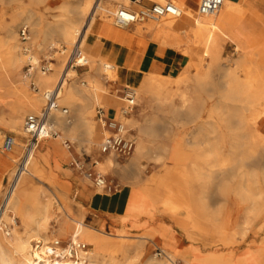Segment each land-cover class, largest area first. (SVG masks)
Returning a JSON list of instances; mask_svg holds the SVG:
<instances>
[{"label":"rangeland","instance_id":"obj_1","mask_svg":"<svg viewBox=\"0 0 264 264\" xmlns=\"http://www.w3.org/2000/svg\"><path fill=\"white\" fill-rule=\"evenodd\" d=\"M239 1L242 2L240 10H245L246 13L248 12V16L254 19L252 26L246 23L228 25L209 38L201 40L200 43L195 44L192 38H187V42L185 41L181 45L168 48L179 55L181 65L172 72L151 71L149 73H144L138 85L135 86L131 84L132 87L138 90V106L131 115L134 118V122L130 124L125 120H122V122L129 125V129L132 130L131 134L136 140V146L139 140L147 145V154L141 157V162L137 164L135 168L139 173L140 181L144 185H147V187L144 188L147 194L153 198L157 195L158 191L161 200L163 199V201L159 203L160 206L163 207V211L166 209L165 205L170 196L176 201V205H180L181 203L184 205V203L187 202L185 198L190 195L189 191H196L203 205H205L206 211L205 214L203 213L197 216L201 219L202 230H197V235L191 238L193 240L197 239L200 243H209L210 247L207 249L214 250V254L217 252V254L220 255L218 252L223 251L243 253V256L250 260V264H259V256L261 252L264 253V142L257 141L254 146L252 145L253 140L251 133L253 132L251 130L247 131L238 125L237 115L241 104L236 101L224 99L223 92L226 88L225 85L232 81L231 77L226 74L228 72H233L234 66L238 63L246 66L248 65L249 72L252 75H256L259 71H264V0H261L259 7L256 8L252 6V0ZM187 2L197 10V0H188ZM65 6L69 7L71 5L61 2L60 0H0V11H4V15H0V41L7 34L10 24L21 46L29 48V52H27L26 49L23 50V53L25 51L26 54L24 55L25 64L20 72L22 76L27 75L26 66L29 63L28 55L35 56L39 62L35 67V73L41 71V66L44 64L42 63L43 60H50L51 58L55 59V64L52 65V69L58 68L61 72L62 69H64L67 54L61 55L59 51L63 50L61 48H64L68 50L66 53H69V50L75 45H68L63 41H59L58 37L55 35L52 36L49 42H46L45 35L40 33L38 28L39 25L43 29L50 27V25L57 20V17L62 13ZM14 13H17L16 18H13ZM41 16L43 17L42 19ZM98 17L101 18V15H98ZM102 21L104 22V19ZM26 22L29 28L30 40L25 43L21 36V29ZM113 23V21H106L105 25L112 26ZM150 24L155 23L149 21L127 28H120L116 25H113V27L128 32L134 39V45H139V47H141L144 44L147 45V48L152 46V48H157L158 52L160 50L162 51L161 46L157 44L154 45L155 42L153 40L151 41V39L139 33L138 29ZM56 42L57 46L55 47L59 49L53 51L50 47ZM208 50H210L209 55L205 53ZM100 55V52L90 50L88 52V66L86 68L75 69L76 74L80 76L90 75L93 71L99 69L103 76L106 77V74L102 71L103 66L99 63ZM157 55L161 54L158 53ZM106 61L107 60H104V62ZM107 62L111 63L109 60ZM204 62L208 63L206 67L202 66ZM119 67L120 65L116 66L118 71ZM163 75H166V77ZM36 77L35 75V83ZM144 78L157 84V88L162 95H154L152 96L153 98L147 96L142 91ZM118 79H120V81H118ZM123 81L124 78L119 75H117L116 83L110 84L105 80L103 82L104 88L106 89V87H109L110 89L108 95L115 96L118 95L120 91L119 95L124 96L123 90L125 89V82L123 83ZM56 83H58V78L50 89H53ZM36 85L39 89H35L30 81H28L26 85L17 78L15 84L10 83L9 87L0 90V98H2V101L0 100V108H5L3 109L5 110L4 115L8 119L12 116V108L9 104L16 102L17 97L14 94L19 93L18 89H27L31 100L33 95H39L44 99L43 94L46 89L42 88L37 83ZM64 94L65 93L62 95V99L64 98ZM25 104L26 107L31 106L27 100H25ZM45 104L39 108V111L44 109ZM60 105L61 107L67 108L69 111L65 114L61 110L63 114L62 117H69L71 119L74 113L69 105L64 102H61ZM192 106L201 110V116L195 122L192 121V119L189 118V114H187L188 109ZM97 107L99 106H96L95 109V120H97ZM254 108L261 109L262 104L257 101L254 104ZM177 110L179 111L178 114L176 113ZM7 112L8 114H6ZM112 112L117 113L118 106H115ZM29 114H31V111L27 107L25 119ZM145 125L152 129L154 132L152 133L153 135H145L141 132V126ZM56 131H58L60 135L57 141H62L63 143L69 142L71 145L70 151L73 153L74 158H71L69 162V169H71L69 174L72 177L74 175L77 178L85 179L84 172L76 169L72 163L74 160H81L89 164L98 159L100 155L98 152V143L101 140V136L97 134L92 145L89 146L88 151L84 152L75 139L68 137L57 127ZM0 132L16 135L11 125L6 122H0ZM193 132H196L197 137H191ZM260 132L264 135V124L261 125ZM189 138H192L191 140L193 142L196 141V145L189 143ZM22 140L23 144L19 148L18 156L13 157L17 164L23 154L24 146L28 141V139ZM42 143L43 141L41 145ZM41 145L40 148L37 149L39 154H42ZM175 145L183 147V154L189 157L188 161L180 167L172 165L167 155L169 149ZM150 147H159V149L156 148L155 152H153V158H150L149 155ZM1 151L2 150H0V152ZM134 154H136V149ZM218 154H220L221 160L226 158L230 162L226 167L227 171L225 177V182L233 189L229 195L222 191L219 186L223 172L219 167V160H217L216 157ZM128 160L129 159H119L113 162L126 165ZM15 165L14 168L13 165L11 166L13 169L9 171L4 180H0V206L2 205L5 195L7 180L12 179L10 177H13L17 169V165ZM166 168L170 170V176L169 180H167L163 186V173H160L165 171ZM97 169L107 177L108 182L114 189L116 185L112 184V182L117 180L121 175L122 172L119 171L121 167L109 162L108 164L103 163L102 167L100 166ZM185 170L190 173L193 172V175H196L193 178L194 181L190 183V190L188 189V191H184V180L188 178L185 174ZM128 172L129 171H126L124 173ZM171 182L175 183L172 185L173 188H167L171 185ZM30 184L32 188L44 192V194L52 199L55 210L61 209V212L59 211L60 214H55L52 218L50 226L58 239L70 243L72 241L73 230L69 232L66 231L68 224L71 222L62 212L63 208L71 212L72 216L75 218L82 217V215L85 214V210L80 206L78 199L74 198L76 194L75 187L69 186L68 189L63 180H61L59 184H53L47 180L40 181L34 178L31 180ZM92 185H94L93 181ZM154 187L157 188L156 191H153ZM97 190L100 192L103 191L99 188H97ZM175 198L179 201L175 200ZM182 204L180 205L178 214L188 213ZM229 205H231V211L233 213L231 216L232 221L229 226L223 229L220 227ZM156 209L157 207L154 206V211ZM92 219L93 216L85 217V223L88 226L94 227L91 223ZM18 222L22 230V223L20 220H18ZM190 222V224L193 225L194 222ZM94 228L103 230L102 228ZM105 231L110 234H103L100 232L93 233L92 243L87 250L88 253H92V244L95 242L96 235L105 243L104 246L108 244L110 247H115V250L107 253V257L104 255L100 256V259L104 261L105 264L111 261L114 264H147L151 260L163 262L167 261L166 255L170 253L174 254L177 264H195L196 261L200 262L199 258H192L178 251L173 253L167 248L164 250L160 249L156 245L149 243L147 239H141L136 235L118 231L117 234H113L108 230ZM81 241L85 242L84 239ZM34 244L36 245V243ZM160 250H163L165 254L157 256V252ZM214 254H209L211 255L209 257H212L210 259V264H224L225 258L223 254L220 255L217 261L213 260ZM180 256H182V260L179 258Z\"/></svg>","mask_w":264,"mask_h":264},{"label":"bare ground","instance_id":"obj_2","mask_svg":"<svg viewBox=\"0 0 264 264\" xmlns=\"http://www.w3.org/2000/svg\"><path fill=\"white\" fill-rule=\"evenodd\" d=\"M60 1L68 3L71 6H65L62 13L57 17V20L53 22L47 29H43L39 25L38 31L45 35L46 42H49L52 36L55 35L58 37L59 41H63L68 45H80L87 59H89L88 52L90 50L100 52L101 55L99 63L102 64V71H104L106 77L103 76L101 70L99 69H96L90 75L80 76L76 74V68L67 67V65L65 64V67L64 69H62V72L58 68H53L50 72L47 73H43L42 70L35 73V75L37 76L36 83L42 88H45L46 93L47 91L51 90L50 88L53 86V84L58 78V83H56L55 86L57 87L59 85L61 87L58 103L60 105L61 102H64L69 105V107L74 113V116H72L71 119L69 117L63 118V114L61 112L62 109H59L56 111L57 113L55 112L52 118V123L55 129L57 127L61 129L68 137H72L73 139H75L76 142L80 144V148L82 149V151L87 152L89 146L92 145L94 138L98 134L97 132L99 130L101 140L98 143V148L103 139L110 133L108 129L103 126V124L95 120V109L96 106L100 105L99 98L101 97V95L108 94L110 91L109 87H106V89L104 88L103 82L107 80L110 84L114 82L116 83L117 75L121 76L120 72L116 69V66L120 65L116 58L107 57L102 52V31L106 26V21H113L111 17L113 9H115L119 5L128 6L131 4V2L129 0H108L105 3H102L96 11V14L93 15L96 6V0ZM153 1L163 3L166 0ZM172 1L179 7H181V9L183 10V15L181 17H167L161 20L160 22H153L155 24H150L148 26L138 29L139 33H142L143 35L151 39V41L153 40L155 42V44L153 43L154 45L157 44L161 46L162 51L160 50L158 52L161 55H163V52L166 49L171 48L175 45H181L187 40V38H192L194 43L197 44L200 43L201 40L207 39L215 33L223 30L228 25L246 23L247 25L252 26V24L254 23V19L248 16V12L246 13L245 10H240L242 2H240L239 0H225L222 9L214 15H200L198 11L191 6V4H188V0ZM251 2L252 6L256 8L259 7L261 0H252ZM3 13L4 11H0V15H4ZM98 15H101V18H99ZM16 17L17 13H14L13 18ZM42 18L43 17L41 16V19ZM103 19L104 22L102 21ZM26 24L27 22L24 24V26H27ZM140 24L142 23L136 24V26ZM113 25L115 24L113 23ZM52 45L53 46L50 47L51 50L56 51V49H59L58 47H55L57 46V42L53 43ZM25 49L27 52H29V48H24L23 46H21V43H19L15 31L12 30V27L9 24L7 34L0 41V90L9 87L10 83L15 84V80L17 78H19L20 82L26 85L28 81L31 82V77H29L28 75L22 76L20 74L25 64L24 55L26 53L25 51L23 53V50ZM61 49H63L62 52L59 51L61 55L68 54L66 53L68 52L67 49ZM71 50H69V52ZM205 53H208L209 55L210 50ZM27 57L28 62L32 63L36 67L39 62L37 61L35 56L28 55ZM104 60H109L111 61V63L107 61L104 62ZM53 64L54 62L51 63V67ZM207 64V62H204L202 66L206 67ZM123 67L127 66L123 65ZM249 71L250 70L248 65L246 66L238 63L236 66H234V71L228 72L226 74L231 77L232 81L228 82L225 85V89L223 88V97L226 100L236 101L241 104L237 115L238 125L239 127L247 131L251 130L253 132L251 134L253 140L252 145L254 146L257 141L264 142V135L260 132V126L264 121V71H259L256 75H252ZM163 76L166 77V75ZM125 88L133 87L126 86ZM135 90L137 91L138 95V90ZM142 91L149 97H152L154 95H162L160 90H158L157 88V84H155L153 81L148 80L147 78H144V81L142 83ZM18 92L19 93L14 94L17 97L16 102L9 104L12 108L11 118H5V116L2 115V113L0 112V122L9 123L11 125V128L13 129V132L16 134L15 147H13V149L9 152L1 151L3 153H8L9 156L12 158L18 156L19 148L23 144L22 139L29 140L31 137L24 126L27 107L31 111V114L41 115L43 110L39 111V108L43 104H45L46 101L45 93L43 94V97L45 99L44 101V99L39 95H33L31 100L27 89H18ZM63 93L65 94L64 98L62 99ZM119 98L121 99L124 105V97L121 96ZM1 99L2 98H0V100ZM25 100H27L31 106L26 107ZM257 101L262 104L261 109L254 108V104ZM176 113L178 114L179 111L177 110ZM200 113L201 110L194 106L190 107L187 111V114H189V118H191L194 122L196 121V118L199 117ZM120 115L121 117L117 120H125L129 124L131 122H134V118L132 116H125L122 113ZM141 127V132L143 134L153 135L152 133L154 132L150 127H148L147 125ZM191 137H197L196 132L192 133ZM47 138L59 139L60 135H58L57 137ZM47 138L39 139V143L33 151V155L28 166V172L20 178L15 191L13 192L10 199L8 200V203L6 204L7 206L0 209V264H78L77 261L72 258H53L49 255L48 247L50 246V243L53 240L58 239V237L55 235V232L52 230L50 223L55 214H60L61 209L55 210L53 206L54 202L52 201V199H50L46 194H44V192L32 188L30 184L33 178L38 179L40 181L47 180L53 184H59L57 182L56 177L51 171L49 159L45 155L39 154L37 151V149L40 148L41 142ZM192 138H189V143H193L196 145V141L193 142L191 140ZM65 146L70 149V146L67 145V143H65ZM135 149V155L139 156V158L146 155L148 152L147 145L143 144V142H141L140 140L138 141ZM216 157L217 160H219V167L223 172L222 179L219 185L220 189L229 195L233 191V189H231V187L225 182V177L227 171L226 167L230 164V162L226 158L221 160L220 154H218ZM95 162L97 163V168L100 166L102 167L103 163L99 160V158L96 159ZM110 162L113 165L117 164V166H120L125 172L136 171L135 167L137 166V164L140 163L138 158L124 166H122L120 163H114L113 161ZM185 171V174L188 178L184 180V191H188V189L190 190V183L194 181L193 178L196 175L191 174L187 170ZM99 173L102 174L100 171ZM169 176L170 170H167L166 168V170L162 174L163 186L164 183L169 180ZM85 180L90 181L92 183V181L87 177L85 178ZM174 184L175 183L171 182V185L167 188L172 189V185ZM189 193V197L185 198L187 199V202L184 203V205L182 203L181 204L188 211L186 215L187 221L194 222L193 225H191V237H194L195 235H197V230H202L201 219L197 216H200L203 213L205 214L206 210L204 207L205 205H203L197 193L194 191H189ZM176 198L175 200H177ZM180 205H176V201H174L170 196L168 202L165 205V211H168L172 214H178L180 210ZM62 212L67 216V218L71 222L70 224H68V228L66 231L69 232L73 230L72 241L74 242H80L82 239H84L85 243H87L90 247L92 243V237L94 236L93 233L100 232L103 234H110L107 231L88 226L85 223L84 217H80L78 219L72 217L71 213L65 208H63ZM181 216L182 215H180V217ZM231 216V205H229L220 228L224 229L229 226L230 222L232 221ZM18 220H20L22 223V230L20 228L21 226ZM2 225H4V230H2ZM183 225L185 228H190L188 223H185ZM118 232L123 233L124 230L120 229L118 230ZM95 237V242L94 244H92V253L90 254L86 250L82 253V255L87 256L89 264H105L104 261L100 259V256L104 255L107 257V253L115 250V247H110L108 244L104 246L105 243L97 235ZM144 239L149 240L146 237ZM34 243H36V245ZM166 257L168 262H155L151 260L147 264H177L174 258V254L170 253L169 255H166ZM259 257V264H264V253L261 252V255ZM219 258L220 255H218L217 253L213 255L214 261H217ZM108 264L114 263L111 261Z\"/></svg>","mask_w":264,"mask_h":264},{"label":"crops","instance_id":"obj_3","mask_svg":"<svg viewBox=\"0 0 264 264\" xmlns=\"http://www.w3.org/2000/svg\"><path fill=\"white\" fill-rule=\"evenodd\" d=\"M28 36L29 39L27 41L30 40L29 31ZM101 40L103 41L102 52L105 54V56L116 58L120 64L119 72L124 78V87H132L131 84L135 86L138 85L141 82L144 73H149L151 71L172 72L181 65V59L174 51L166 49L163 52V55H157V48H152V46L147 48V45L144 44L141 47H139V45H134V39L128 32L115 29L110 25H106L104 27ZM27 41H25V43ZM52 62L55 64V59L51 58L50 60H43L42 63L44 64H42V66L46 63L51 64ZM30 64L32 63H28L26 66L27 72ZM123 65H126L127 67H123ZM34 75L35 70L31 78V83H35L33 78ZM118 81H120V79H118ZM119 97H121L119 93L115 96L108 94L101 95L99 98L100 105H98L99 107H97V109L102 107L105 109L106 115L109 118L115 120L119 119L121 117L120 114L123 106V102ZM115 106H118L117 113L112 112V109ZM3 109L5 108H0L2 115H4L5 111ZM6 114H8V112ZM200 116L201 113L199 117L196 118V120L199 119ZM5 118L7 117L5 116ZM262 124H264V121ZM127 127L130 131L129 136L135 140L131 134L132 130L129 129V125H127ZM99 131L97 132L98 135H100ZM57 140L58 139L56 138H47L43 140L41 145L42 155H45L49 159L51 171L56 177L58 183L63 180L68 189L69 186L75 187L76 194L74 195V198L78 199L80 206L85 210V214H83L82 217L85 219V217L93 216L91 221L92 226L102 228L104 231L108 230L113 234H117L118 230L123 229L124 233L136 235L141 239H144L145 237L148 238L149 243L156 245L160 249L164 250L167 248L173 253L178 251L179 253L187 254L192 258H199L200 262L196 261L195 264L211 263L210 259L212 257H209L211 256L209 254H214L215 251L207 249L210 247L209 243H200L197 241V239L193 240L191 238V222L187 221L186 219L187 213L173 215L167 211H163V207L159 204L161 201H163V199L161 200V197L158 195V191L155 197L152 198L149 196L144 189L147 187V185H144L140 181L139 173L137 171H129L128 173H124L125 171L122 168L119 169V171L122 173L117 180L112 182V184L119 185L120 190L118 192H100L97 190L95 185H92L90 181L77 178L74 175L72 177L69 174L71 172V169H69V162L71 158H74V155L70 149L65 146V143ZM170 145L172 146L171 143ZM150 148L149 155L150 158H153V152H155V149L158 147ZM167 155L168 158H170L171 164L175 165V167L184 165V163H186L189 159L187 155L183 154V147H179V145L171 147V149H169L167 152ZM98 157L102 163L106 164H108L110 161H116L119 159H129L127 163L134 161L137 158L141 162L142 159L135 154L128 158L121 157L116 154H100ZM82 162L86 163V161ZM15 164L17 165L15 160L10 157L8 153L0 152V180H4L9 171L14 168ZM92 164L93 162L89 163L87 166L90 167ZM12 165L13 168H11ZM95 169L98 170L97 167ZM162 173H164V171H162L160 174ZM191 174H193V172ZM154 190L156 191L157 188L154 187L153 191ZM154 206L157 207L155 211ZM180 215L182 216L180 217ZM76 218L78 219L80 217ZM185 223H188L190 228H185L183 225ZM218 253L220 255L223 254L225 258L224 264H250V260L244 257L243 253H233L231 251H223ZM179 258L182 260V256Z\"/></svg>","mask_w":264,"mask_h":264},{"label":"built area","instance_id":"obj_4","mask_svg":"<svg viewBox=\"0 0 264 264\" xmlns=\"http://www.w3.org/2000/svg\"><path fill=\"white\" fill-rule=\"evenodd\" d=\"M108 0H96L95 10L93 15L102 3ZM131 2L128 6L119 5L113 9L111 17L117 27L127 28L135 26L139 23L145 22H160L164 18L173 17L179 18L183 15V10L172 0H166L163 3L154 2L153 0H129ZM225 0H197V11L200 15H214L217 14L223 7ZM90 19V18H89ZM28 26H23L21 29V36L23 41L29 39ZM62 51V50H61ZM67 67H74L76 69L86 68L88 66V59L84 54L80 45L73 47L67 54ZM35 68L30 64L27 75L32 78ZM52 70L51 64L46 63L42 66V72L47 73ZM31 85L35 89H39L36 83ZM61 92V87L58 85L45 93L46 105L41 115L29 114L25 119V129L30 134V139L23 150V154L17 164V169L11 180H7V187L3 197L0 209L7 206L8 200L16 189L20 178L28 172L33 151L39 143V139L47 137H57L59 132L56 131L52 123V118L55 112L59 109L67 114L69 111L65 107H61L58 103V98ZM124 105L121 113L125 116H131L138 106V95L134 88H125ZM97 120L110 132L101 142L99 152L102 155L116 154L121 157H131L135 153L136 141L129 136L130 131L125 123L120 120L111 119L106 115L105 109L100 107L97 109ZM67 144L71 147L70 143ZM15 147V136L11 134L0 133V150L9 152ZM72 165L84 172L85 177L93 181L96 188H101L105 192H118L120 186H113L108 182L107 178L96 170L97 163L94 161L92 166H87L85 162L74 160ZM114 190V191H113ZM1 213V211H0ZM1 225V222H0ZM2 225V230L3 229ZM89 245L83 241L66 243L62 239H55L48 247V253L53 258H72L78 264H89L88 258L82 255L88 250ZM159 255H164V251L157 252Z\"/></svg>","mask_w":264,"mask_h":264}]
</instances>
